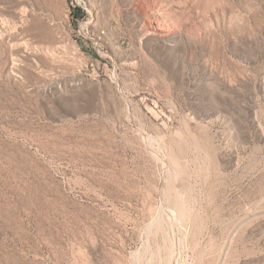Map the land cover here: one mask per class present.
I'll list each match as a JSON object with an SVG mask.
<instances>
[{"label": "rangeland", "instance_id": "1", "mask_svg": "<svg viewBox=\"0 0 264 264\" xmlns=\"http://www.w3.org/2000/svg\"><path fill=\"white\" fill-rule=\"evenodd\" d=\"M0 264H264V0H0Z\"/></svg>", "mask_w": 264, "mask_h": 264}, {"label": "bare ground", "instance_id": "2", "mask_svg": "<svg viewBox=\"0 0 264 264\" xmlns=\"http://www.w3.org/2000/svg\"><path fill=\"white\" fill-rule=\"evenodd\" d=\"M22 9V8H21ZM23 10V9H22ZM2 24H3V22H2ZM9 27V26H8ZM27 49V48H26Z\"/></svg>", "mask_w": 264, "mask_h": 264}]
</instances>
